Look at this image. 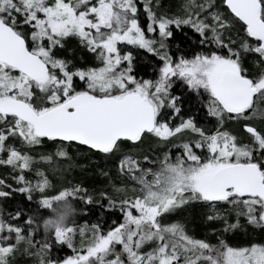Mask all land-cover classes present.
I'll return each instance as SVG.
<instances>
[{"label": "snow or ice", "instance_id": "6c2138e0", "mask_svg": "<svg viewBox=\"0 0 264 264\" xmlns=\"http://www.w3.org/2000/svg\"><path fill=\"white\" fill-rule=\"evenodd\" d=\"M161 9L160 0H0V165L18 170L13 179L25 186L14 191L30 203L38 194V210L48 212L25 219L0 211V264H14L22 250L38 264H264V239L234 246L221 238L242 218L264 231V0ZM173 25L195 36L178 57ZM69 39L92 61L58 55ZM140 51L154 58L152 78H137ZM177 84L206 109L202 123L181 116ZM146 139L154 156L138 150ZM48 142L57 151L40 161L68 158L75 146L112 160L119 182L103 172L109 183L99 192L69 185L47 195L45 172L35 184L24 173L35 163L29 151ZM0 187L10 186L0 179ZM12 195L0 190L4 200ZM77 199L122 217L107 231L93 224L86 240L81 228L79 249L70 226ZM190 204L223 225L211 230L220 232L216 243L168 222ZM58 245L73 254L52 256Z\"/></svg>", "mask_w": 264, "mask_h": 264}, {"label": "trees", "instance_id": "16d2710c", "mask_svg": "<svg viewBox=\"0 0 264 264\" xmlns=\"http://www.w3.org/2000/svg\"><path fill=\"white\" fill-rule=\"evenodd\" d=\"M183 0H160V3L162 5V11H169L170 15H174L178 9L179 6ZM217 4L220 3V0H216ZM140 11L143 13V10ZM140 22L142 26L146 27V15L142 14L140 16ZM172 28L175 32V38L170 40V51L175 56H179L181 52L187 53L188 49L192 46L193 41L195 40V36L193 35L192 29H190L187 26H183V30L176 29L173 25ZM131 47V46H129ZM179 49L180 51H177ZM58 55L66 56L68 59L75 58L77 63L82 62L81 58L84 60H88L89 62L92 61V56L85 50L82 49L79 46V43L75 39H69L66 42L65 50L63 52L58 53ZM135 55V52H134ZM251 62V58H249V64ZM153 66H154V58L149 56L148 54L144 53L143 51L139 52V55L137 56V63L135 65V72L137 75V78H152L151 74L153 72ZM181 88V87H180ZM181 91V92H180ZM177 91V94H183L184 95V103L181 105L182 108V114L185 115H195L196 122L202 123V118L205 114L206 109L203 108V105L199 102V99L196 98L192 94V102H188V92L186 90L181 89ZM200 107V108H199ZM196 111V114H195ZM204 112V113H203ZM201 113V114H200ZM187 117V116H185ZM154 141L146 139L143 145L139 146L138 150H142L145 153H148L150 155H155V152L150 151L149 145L153 144ZM54 145H52L50 142L46 143L44 146V152L48 153L53 151ZM69 152V159L67 161L70 162V170H65V173L68 174V180H65L63 184L65 186H75V185H82L83 187L87 188L90 193L95 190L96 192H99L101 189L105 188L109 181L101 174L103 172H107L110 174V177L112 179H116L117 182L118 178L116 177V171L113 167V162L110 159H106L103 156L95 155L90 152H88L86 149H77L75 146L69 147L67 149ZM55 161V160H54ZM59 161L56 159V162ZM55 162V163H56ZM54 163V162H53ZM50 164H46L47 170L46 172L50 174L49 179L51 184L58 185V179L60 180V177L55 178L51 176V169L53 166H49ZM54 165V164H53ZM9 168L5 166V170H8ZM70 176V178H69ZM48 178V176H47ZM57 186V187H58ZM61 187V188H63ZM1 190H7L10 191V188L8 187H1ZM13 192V195L8 198L7 200H4L3 198H0V210L3 212L4 216L7 217L9 213H11L13 216L15 215V212L17 210L22 211L25 214V219H27V216L29 215H43L47 216L48 212L46 210H38V205L36 201L38 198L36 196H33V201L30 203L28 202L26 198V194H22L19 192H16L14 190H11ZM49 193V192H46ZM76 201V200H75ZM76 207V215L73 218L74 223L70 226H73L78 229L80 225H85L87 228H91L93 224L100 225L105 231L108 230V228L111 226L113 220H122V217H120L119 212L117 211L115 215L107 214L99 205H92L85 207L83 203L79 202L77 199V202L75 204ZM206 216V209L201 207L199 204H190L185 207L182 211H179V213H174L168 218V222L173 221H179L183 223L187 231L190 235L196 237V238H204L208 237L212 243L217 242V235H220V232H217L216 235H212L211 230L213 228L222 230L223 225L221 223H215V224H208L205 220ZM18 223H23V221H18ZM42 238V229L41 234L37 235L36 239L40 240ZM221 238H224L228 240L231 244L234 246H246L248 241H254L258 242L261 239H264V231L261 229H255L249 225L246 224V221L241 219V227L235 232H228L224 233ZM75 239V246L77 249L78 247V238L76 236ZM23 249V246H21ZM72 250L67 248V246H56L54 250L52 251V256H59L61 258L66 257L68 255H72ZM25 257V254H23V250L19 253H17L14 264H18L20 261H22ZM30 263L29 264H38L39 257L33 256L29 257ZM32 261V263H31Z\"/></svg>", "mask_w": 264, "mask_h": 264}, {"label": "rangeland", "instance_id": "374dc122", "mask_svg": "<svg viewBox=\"0 0 264 264\" xmlns=\"http://www.w3.org/2000/svg\"><path fill=\"white\" fill-rule=\"evenodd\" d=\"M137 2L139 4L140 0H137ZM140 6H141V10H143L142 4ZM175 120L176 121H180L179 118H175ZM9 143H13V141H9ZM15 144H16V146L18 148L21 147L19 141H15ZM44 146L43 147H37V148L32 149L30 151L27 150V149H24L25 151H29V155L33 156L34 161H35L32 169L30 171L26 170L24 175H25L26 180L31 181L33 184H35L37 182V180L40 179V177H38L36 175L37 171L45 172L46 176H48V179H49V177H50L49 175L50 174H48L46 172V170H47L46 164H50L49 166H53L52 168H50L51 169V171H50L51 172V176L52 177L55 176V178H57V179H58V177H60V180L58 179L59 186L51 184V187L46 189V192H49V193H47V195L51 196V195L58 194V192L60 190H62L61 187H63L65 185V184H63V182L65 180H68L67 179L68 176L66 177V175H68V174L65 173V170H70L71 169L70 168V162L67 161L69 159V155L70 154L68 152V158H54L50 163L49 162H43V161H40V156L41 155H47V154H50V153H55L57 151V146L54 145V148L52 149L53 151L50 150V152L45 153L44 152ZM67 149H69V147ZM0 158H5L6 159V154H3L2 156H0ZM56 159H58L59 161L56 162ZM5 166L6 165H0V179L5 181V185L10 186V187H8V188H10V191L11 190H15L18 187L25 186L23 184H18L17 181L13 179V176L18 174V170L14 171L10 166H7L9 169L5 170ZM69 178H70V176H69ZM50 180L51 179H49V181ZM50 183H52V182H50ZM33 196H36L38 199L40 198L38 194H34ZM76 202H77V200L73 201L74 206H75ZM185 207L180 209V210H178L177 212L179 213V211H182L183 209H185ZM81 228H83L85 230V232H86V236L84 237L85 240L91 237V231H90L91 228H87L85 225H80L78 227V229L76 230V235H75L76 238H78V241H79L78 247H80V242H81L80 231H79ZM145 250H147V249H145ZM23 254H25V257L18 264H29L30 263V258L29 257L35 256L33 254H30V253H27V252H24V251H23ZM31 263H32V261H31Z\"/></svg>", "mask_w": 264, "mask_h": 264}, {"label": "flooded vegetation", "instance_id": "af4514ba", "mask_svg": "<svg viewBox=\"0 0 264 264\" xmlns=\"http://www.w3.org/2000/svg\"><path fill=\"white\" fill-rule=\"evenodd\" d=\"M182 88H180V85L179 84H177V85H175V91L173 92V95H178L177 94V91L179 90H181ZM184 90H186V92H188V90L186 89V88H184ZM181 92V91H180ZM194 96H195V93H192ZM200 108V107H199ZM204 113V112H203ZM195 114H196V111H195ZM201 114V113H200ZM189 115H191V114H189ZM181 116H184L182 113H181ZM185 116H188V114L187 115H185ZM193 116V115H192ZM196 116L194 115V118H195ZM175 118H179V117H174V119ZM196 119V118H195ZM180 121H176L175 120V123H179ZM199 124V123H198Z\"/></svg>", "mask_w": 264, "mask_h": 264}]
</instances>
